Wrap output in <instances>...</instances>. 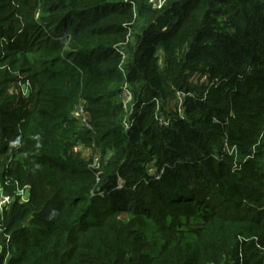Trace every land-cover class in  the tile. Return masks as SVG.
Wrapping results in <instances>:
<instances>
[{
	"label": "trees",
	"instance_id": "obj_1",
	"mask_svg": "<svg viewBox=\"0 0 264 264\" xmlns=\"http://www.w3.org/2000/svg\"><path fill=\"white\" fill-rule=\"evenodd\" d=\"M18 183L0 264H264V0H0V185Z\"/></svg>",
	"mask_w": 264,
	"mask_h": 264
},
{
	"label": "built area",
	"instance_id": "obj_2",
	"mask_svg": "<svg viewBox=\"0 0 264 264\" xmlns=\"http://www.w3.org/2000/svg\"><path fill=\"white\" fill-rule=\"evenodd\" d=\"M164 1L165 0H161L159 3H157L156 0H150V2L153 4V6H155L157 8H161ZM124 57H125V55H124ZM20 78H21V87H22L23 95L28 97L31 94V92L33 91L32 82L29 78H23L22 75H20ZM121 96L123 99L124 108L128 109L130 104H131L132 97H133V92H132L131 88L129 87L128 83H124L122 85ZM179 101H180V107H181L182 103H183V99H182L181 94H179ZM130 110H131V106H130ZM129 112L126 115V119L124 121L126 128H129L131 125ZM73 113H74V116L79 120L81 125L92 128V126L88 120V114H87V111L85 109V101L84 100L81 99L78 102ZM165 123H167V122H165ZM76 149L78 151L82 152L83 154H85L86 151L89 149V147H87L85 144L79 142L76 145ZM224 150L227 154H229L233 158V161H232L233 162V167H232L233 171L239 170L242 167V162L245 161L247 159V157L242 158L240 153H239L238 147L236 145H231L228 142H225ZM215 157L218 158V156H216V155H215ZM91 166L94 168L100 167V155L98 153L93 155V160L91 162ZM122 186H123L122 183H120L118 187H122ZM29 197H30V185L29 184L20 185V183H18L16 186V189L12 195L3 192L2 187L0 185V219L4 218L5 211L10 208V206L12 205L13 202H16V201L27 202L29 200ZM0 230L3 231L4 229H1V227H0ZM6 236H7L6 240L9 241L10 236L9 235H6ZM0 248H1V246H0ZM7 261H8V259L6 258V260L2 264H7ZM229 264H235V263H234V261H232Z\"/></svg>",
	"mask_w": 264,
	"mask_h": 264
},
{
	"label": "rangeland",
	"instance_id": "obj_3",
	"mask_svg": "<svg viewBox=\"0 0 264 264\" xmlns=\"http://www.w3.org/2000/svg\"><path fill=\"white\" fill-rule=\"evenodd\" d=\"M156 1H157V3H159L161 0H156ZM175 106H176V102H175V100H172L170 102V107L171 108H175ZM93 154H94L93 150L91 148H89L84 155L89 157V156H91Z\"/></svg>",
	"mask_w": 264,
	"mask_h": 264
}]
</instances>
